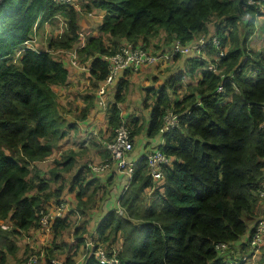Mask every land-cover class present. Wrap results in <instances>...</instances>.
<instances>
[{
  "label": "trees",
  "instance_id": "trees-1",
  "mask_svg": "<svg viewBox=\"0 0 264 264\" xmlns=\"http://www.w3.org/2000/svg\"><path fill=\"white\" fill-rule=\"evenodd\" d=\"M71 1L0 0V221L8 225V230L0 227V264L6 253L14 251V236L36 228L51 199H59L64 189L60 174L73 162L69 153L58 160L63 169H49L50 180H61L54 188H49V176L34 163L51 153L65 135L64 127L72 126L65 125L58 114L52 88L66 81L64 61L69 63V52L75 51L78 64L88 61L84 66L89 80L100 83L107 74L102 56L114 53L121 42L148 49L155 39L167 49L172 41L184 44L207 33L210 20L214 36L225 48L215 64L219 71L205 67L206 57L216 52L207 43L200 54L184 57L182 66L157 86L142 88L143 105L148 107L144 135L148 139L161 136L156 147L170 161L160 166L161 180L152 182L144 154L134 160L117 206L100 216L94 239L111 244L108 234L120 233L116 264H215L222 259L241 264V258L248 255V238L259 219L260 202H264V196H259L264 190V50L246 46L256 15L264 11L248 0ZM259 3L264 7V0ZM96 11H100V21L95 31L83 35L87 28L82 27L80 16ZM58 19L64 24L53 39L43 47H26L24 42L36 30ZM79 33L83 35L81 45ZM121 71L115 78L112 100L104 107L107 138L124 121L119 104L131 70ZM185 77L189 90L171 99L168 89L175 94ZM218 84L221 92H215ZM150 97L153 100L148 104ZM167 108L177 114L178 125L158 132ZM138 121L133 113L125 116L131 137L142 130ZM82 172L77 169L68 181V191L77 187L74 210L81 214V196L94 182L84 181ZM97 187L98 182L90 193ZM145 188L149 193L142 196ZM67 219L65 215L53 220V247L59 245L55 237L68 226ZM86 221L82 218L74 227L71 243L60 241L67 245L66 251L73 248L71 255L83 242ZM244 233L247 236L240 240ZM220 244L227 248L220 249ZM62 264H71V256ZM81 264L98 263L86 256Z\"/></svg>",
  "mask_w": 264,
  "mask_h": 264
},
{
  "label": "built area",
  "instance_id": "built-area-1",
  "mask_svg": "<svg viewBox=\"0 0 264 264\" xmlns=\"http://www.w3.org/2000/svg\"><path fill=\"white\" fill-rule=\"evenodd\" d=\"M64 2H72L71 0H62ZM260 0H248V3H257L258 8L261 9L262 4L259 3ZM75 3V2H74ZM61 25L64 24L62 19H58ZM60 32V31H59ZM79 45L83 43V35L79 33L78 39ZM211 43L216 52L209 54V58L212 57V61L206 59L205 67L206 69L212 72H218L219 69L215 67L216 61L219 56L224 53V48H221L219 45V40L216 36H197L194 41L181 44L178 41H172L167 46V49L160 51H151L142 47L138 44H133L131 41H123L118 46L117 50L109 55L102 56L107 61V74L104 79L96 87V94L98 95L97 104L105 107V100L102 97L106 89L111 85L115 80L117 73L123 69H129L131 71H136L140 65L143 64H155L163 63L172 59L174 55H189V54H199L202 48L207 44ZM26 47L33 46L34 39L33 37L28 41L24 42ZM35 45V44H34ZM69 63L72 66H77L81 69H86L84 65H79L76 60V53L74 50L69 52ZM251 73L254 72V69L248 68ZM223 90L222 85L218 84L215 87V92H221ZM178 125V116L170 108L165 109L162 116V122L158 132L167 130L173 126ZM104 136L100 137V144L104 150L108 153V158H105L104 161H98L93 163H88V168L91 172L101 173L113 167L124 176V185L122 189L126 187L129 178L132 172L133 162L128 161L130 152L133 147L132 137L130 135L129 129L127 128L125 122L122 120L117 126L113 128V133L110 138ZM162 142V141H161ZM144 156L147 161V171L151 177L152 182H159L162 178L160 166L166 164L170 161V157L165 155L160 151L156 146L144 147ZM259 196H264V190L259 191ZM117 206V199L115 202ZM69 209L68 203L64 199L56 200L52 205L47 206L45 212L39 217L37 229L41 232H51V225L53 220L57 217H63L66 211ZM118 213H121L120 208H116ZM2 227L6 225L1 224ZM95 236L84 231L82 232V246L84 249V257L92 256L98 264H113L118 263L117 251L119 247L114 244L107 243H96ZM264 244V218H259L254 226L252 231L249 234L248 246L249 251L248 255H245L241 258V264H264V260L259 261L260 259L254 258V255L259 256V246ZM217 247L224 250L227 248L225 244H220ZM42 251L39 252L41 254ZM39 257V256H38ZM50 264H59L58 261L50 259ZM25 264H38L37 256L34 254L30 255ZM215 264H239L235 260H221Z\"/></svg>",
  "mask_w": 264,
  "mask_h": 264
},
{
  "label": "rangeland",
  "instance_id": "rangeland-1",
  "mask_svg": "<svg viewBox=\"0 0 264 264\" xmlns=\"http://www.w3.org/2000/svg\"><path fill=\"white\" fill-rule=\"evenodd\" d=\"M261 7L262 8L260 9L261 10L260 12H263L264 11V7L263 6H261ZM80 17H81L80 21L83 20V23L85 22L86 25L88 26L87 29H86V33L90 32V31H95V28H96V25H97L96 18H98V11L93 12L91 14V16H87V15L83 14ZM246 17L247 16H245L244 18H246ZM211 22H212V20H210L207 23V33H205L202 36L207 37V36L214 35L213 26H212ZM254 25H255L254 32L247 39L246 46L248 48L249 47L253 48V50H264V13L256 15ZM61 27H62V25L59 23V20L53 21V22H51L49 24L47 23L44 26V30L42 31V33L39 32V31L37 32V30H36V33H34V35H33L34 44L36 46L43 47L45 45V43H47L48 40H51V39L54 38V37H52V35L58 34V32L61 30ZM238 29H239V31H241L243 29L242 22L238 23ZM83 35H84V33H83ZM155 43L159 44V46H158L159 48L157 50H155V51H160L161 50L160 47H162V48L165 47V45H162L161 42L157 43V41H156ZM76 45H77V41L74 43L73 46L76 47ZM203 49H205V46L202 48L200 53L203 51ZM224 50H225V48H224ZM180 57H178L176 59H173V60L170 59V60L167 61V63H164L163 64L164 67L161 68L162 71L157 72V74H156V76L154 78H156V79L160 78L159 82H161L163 80V78H162L163 77V75H162L163 71L167 72V73L171 72L172 74L175 73L178 70L176 64H177L178 61H181V60H179ZM208 58H209V56L206 57V59H208ZM159 65L160 64H154L152 67H143V68H148V69H143L142 68L141 72H143V71L145 73L147 72L146 75L152 74L154 71L159 69L157 67ZM138 76L139 75L136 74L135 78H138ZM157 76H158V78H157ZM154 78L152 80H150V82L153 83L152 85H156V84L159 83V82H156L154 80ZM188 81H189L188 78H186V77L183 78L182 81H181L180 87H178V89H177L175 94H172L170 89H168V92L170 94V98L171 99H174L175 97L177 98V97L181 96L184 92L188 91L189 88H187L185 86V84ZM139 83L141 84L142 81L139 82ZM142 87L137 89V85L133 81H129L128 86L126 87V90H125V94H128L129 92L130 93H136L138 95V97L142 99L143 98ZM128 96H130V94H128ZM152 100H153V98L150 97L147 100L148 104H150L152 102ZM119 107H120V105H119ZM123 109H125V107ZM132 110L133 111L131 113L134 114L136 112V110L135 109H132ZM147 110H148V108L146 109V111ZM141 113L142 112L139 111L137 116H139V118L141 117V119H142L143 115ZM124 121H125V118H124ZM144 123H146V120H145ZM126 126L129 129V132L131 134L132 130H131L130 126L129 125H126ZM63 137L60 138L56 142V144L54 145L55 150L57 148L60 149L62 146H66L67 147L70 139H69V137H66L65 139H63ZM100 137H101V135H100ZM134 138L135 137H132V142L134 141ZM85 139H87V138H85ZM75 140H73V143H76ZM90 140H91V138H89V142L84 141V142H87L86 143V147H84V146H82L83 142L80 144V139H78L77 143L80 146H82V147L79 146L80 149L76 150L72 154L73 155V162H72L71 167L69 169H67L66 171H62L61 174H60V177H61V179L63 180V183H64V187L67 184V182L69 181V179L71 178V176L73 174H75V172L79 168L80 169L82 168V171H83L82 175L84 177V181H87V180H90V179H94L93 177L91 178V176L94 175V174L90 171V169H88V163L104 161L105 158H108V157H105L104 152H103L104 156L101 155L100 156V158H101L100 160H98V158H94L93 156H91L92 153H93V150L94 149H96V150L99 149L100 150V147L96 146L95 142L92 145ZM158 142L159 141H157L154 137L151 138V146H156L158 144ZM55 150H53L43 160L34 162L35 165L42 170L43 174H45L46 176H49V178H48L49 179V181H48L49 188H54L61 181L60 178H58L57 180H50V179H53V178H51V174H50L49 169L51 167H54V170L63 169L62 168V164H59L58 160H61L64 155L71 153V151L68 150V151H63V152L59 153L58 155H54L55 154ZM65 150H67V149H65ZM74 155H75V157H74ZM137 155L138 154H136L135 156L130 155L129 157H127V160L131 161V162H134V160L136 159ZM56 160H57V162H56ZM118 177H119V181L118 182H117V180L116 181L114 180L115 187H113V184H110L109 188L107 186L106 189H105L106 199L102 203V207H103L102 208L103 209L102 212L106 211V210H108L110 208L115 207V202H116V199H117L118 194L120 192V189H121L122 185L125 183L124 179L122 178L121 175H119ZM96 184H97V182L96 183H90V186H88L85 189L84 193L82 194L81 200H80V201L83 202L82 209L88 208V210H91V209H93L95 207V205L97 203V199L99 198V195H98L99 192L101 190H104L100 186L101 185L100 184L97 187L95 193L91 194L90 191H92L91 190L92 186H95ZM76 188L77 187H74V189L69 192L70 195L73 197V198H71V197H69V198L74 201V205L77 204V201H76V198H75V195H74ZM115 189H116V192H115ZM149 190H150L149 188H145L142 191V193H141L142 196H146L149 193ZM62 192H63V190H62ZM113 192H115V194ZM55 201L53 199H51V202H49V203L52 204ZM67 203H69V202H67ZM262 205L264 206V202L262 203ZM48 206H49V204H48ZM70 206L74 207L72 201H70V203L68 205L69 209L65 213L68 216V226L61 232L62 233L61 236L55 237V242L57 244H59V245H56L55 247H53L54 242H53L52 239H54V238H53L51 232H48L46 234L45 232L41 231L38 237L37 236L34 237L33 236L34 233H32V231L28 232L29 229H27L25 231H21L20 233H18V235L14 236L15 249H14V251L12 253H6L5 262L3 264H25L27 258L30 255H32V254L37 256L38 264H47L45 256H48V260L50 258V259L58 261L59 264H62V262H64L66 256H69V257L71 256V264H81V262L83 260V257H84V255H83L84 249H83L82 244H79V246H78V248L76 250V253L74 255H71V252H72L73 248H70L68 251H66V246L67 245L66 246L65 245H60V241H62V239H70L71 236L73 237V235H72V233H73L72 227L76 223L79 224L80 223V218L82 217V216H80V214L78 213L77 210H76V212H70L69 213L68 211L70 210ZM74 208H76V207H74ZM263 212H264V209H263ZM77 215H79L80 217L77 216ZM0 224L6 225V227H2L0 225V227L2 229L8 230L7 229L8 228L7 222L0 221ZM245 233L243 235H245V237H246ZM119 234L120 233H116V234H114L112 232L109 233L108 234V237H109L108 240L112 239L113 240L112 243H114V244L116 243L117 244L116 240L117 239H120V240L122 239ZM108 240H106V241H108ZM65 244H67V243L65 242ZM46 248L48 250L47 255L44 254ZM49 248H51V249H49ZM262 250H263V253H262ZM40 251H42L41 254H39ZM258 253H259V256L254 255V258L257 257L256 259L264 260V244L259 246Z\"/></svg>",
  "mask_w": 264,
  "mask_h": 264
},
{
  "label": "crops",
  "instance_id": "crops-1",
  "mask_svg": "<svg viewBox=\"0 0 264 264\" xmlns=\"http://www.w3.org/2000/svg\"><path fill=\"white\" fill-rule=\"evenodd\" d=\"M100 12V11H99ZM98 12V18H96L97 22L100 21V14ZM80 23L82 24L83 28H87L88 26L86 25V23H83V20L80 21ZM47 23L44 24V26ZM212 24V23H211ZM44 26H42L40 29H38L39 32L42 33V31L44 30ZM37 31V32H38ZM254 32V31H253ZM36 33V31H35ZM86 32H84L85 34ZM203 34H200V36H202ZM197 38V37H196ZM196 38H194L192 41H194ZM155 39L152 40L151 44L149 47H147L149 50L151 51H155L157 50L158 44L155 45ZM56 51H62V50H56ZM204 54V53H203ZM68 55V54H67ZM63 56V60H65V57L67 56ZM189 55H194V54H189ZM189 55H182L178 61L176 66L177 69H179L182 64H183V59L184 57H187ZM178 58V57H177ZM88 61H79L80 65H84L87 64ZM167 63V62H163V63H158L160 64L159 66H157L159 69L154 71L152 74H148L146 75V73L143 71L141 72V69L143 67H152L154 64L148 65V64H143L140 65V67L136 70V71H129L128 73V83L129 81H133L136 85H137V89L144 88L146 86H157L160 82V78H154L157 74V72L162 71L161 68H163V64ZM64 66L67 70V78L66 81L64 82V84L62 85H55L53 86V91L55 93V101L57 103V112L60 115L61 118L64 119V124H72V126H70L69 128H65V135L63 137V139H65L66 137H69L70 141L66 146H62L60 149L57 148L55 150V147L52 148V151L55 150V154L54 155H58L59 153L63 152V151H71V155L78 149H80V147L84 146L86 147V143L89 142V138H91L90 142L93 143L95 142V145L100 147V150H93V153L91 156H93L94 158H98V160H100V156L103 155V150H102V146L100 144V135L102 136V134H106V128H105V115H104V107L100 106L97 104V98L98 95L96 94V87L99 84V82H95V84H92V82L94 81H90L86 72V69H81L78 68L77 66H72L69 63H65L64 61ZM143 69H148V68H143ZM122 71H119L117 73L116 78L118 77L119 74H121ZM139 75L138 78H135V75ZM170 73L164 72L162 73L163 77L165 78L166 76H168ZM149 78V79H148ZM154 78V80L156 82H159L156 85H152L153 83L150 82V80H152ZM117 80V79H116ZM116 80H114L111 85L106 89V91L104 92V94L102 95V97L105 100V106H106V102H109L110 100H112V96H113V92H114V88H115V84H116ZM142 83L140 84L139 82ZM145 81V82H144ZM147 82V83H146ZM151 83V84H150ZM144 84V85H143ZM128 86V84H127ZM128 94H130V96H128ZM125 94L124 96V100L119 104L120 105V115H122V117L125 118V116L127 114H130L133 110L135 109L136 112L134 113L136 116L138 114L139 111H141L143 118L141 119V117L139 118L138 124L142 123V130L141 132L136 135V137L134 138L133 141V147L132 150L130 152V155L135 156L136 154H138L136 156V158L140 155V154H144L143 150L144 147H150L151 146V139L146 138L144 135V127L146 125L145 120L147 122V116H148V110L146 111V109L148 107H144L143 105V98H139L138 95L136 93H128ZM141 99V100H140ZM136 105H135V104ZM125 107V109H123ZM84 112V113H81ZM139 117V116H138ZM87 138V139H85ZM157 141H159L158 143H160L162 141V137L161 136H155L154 137ZM76 139V140H75ZM78 139H80V144L83 142L82 146H80L77 141ZM148 139V140H147ZM73 140L76 141V143H73ZM87 141V142H84ZM80 146V147H79ZM67 149V150H65ZM51 151V152H52ZM129 155V156H130ZM73 156V155H72ZM75 157V155H74ZM97 161V160H96ZM94 175L91 176V178H94V182H98V186L100 185L104 190H101L99 192V198L97 199V203L95 205V207L91 210H88V208H84L83 210V214L79 213L80 216H82L80 218V220L82 218H86L87 221L85 223V231L92 234L93 236H95L94 233V228L95 225L98 221V219L100 218V216L105 212H102V203L104 202V200L106 199V194H105V189L106 187L110 186V184H113V187H115V183L114 180L117 182L119 181V175L122 176V178L124 179V176L118 172L113 165L110 166V168L104 172L101 173H94L92 172ZM70 191H68V182L65 185L63 192L60 194L59 199H64L67 202L70 203V201H72L73 206L74 205V201L71 200L69 197L73 198L70 193ZM116 192V189H115ZM115 192H113L115 194ZM85 199V198H84ZM53 204V203H52ZM50 204V205H52ZM74 207L70 206V210L68 211L70 212H76V210H74ZM264 206L262 205V202H260V206H259V210H260V214L259 217H264V212H263ZM66 215V214H65ZM64 215V216H65ZM79 216V215H77ZM79 216V217H80ZM68 217V216H67ZM68 220V219H67ZM78 225V223H76L73 227L72 230L74 229V227ZM34 233V237H38L40 234V231L37 228H31L28 230V232ZM73 237L71 236L70 239H62L64 242L66 243H71L74 239L75 236L72 233ZM247 236V234H246ZM245 237L242 236L240 238V240H242ZM117 246L120 247L121 244V240L117 239ZM237 245L239 247L238 243H234V245ZM263 253V250H262Z\"/></svg>",
  "mask_w": 264,
  "mask_h": 264
}]
</instances>
